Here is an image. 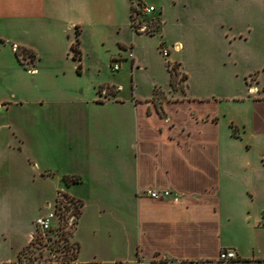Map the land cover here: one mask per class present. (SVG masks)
I'll return each mask as SVG.
<instances>
[{
    "label": "crops",
    "instance_id": "1",
    "mask_svg": "<svg viewBox=\"0 0 264 264\" xmlns=\"http://www.w3.org/2000/svg\"><path fill=\"white\" fill-rule=\"evenodd\" d=\"M179 4L191 6L194 19L218 18V51L248 42L254 32L238 27L243 0L173 3ZM155 9L157 18H143L150 32L135 33L132 0H0V264H24L21 253L35 238L41 209L22 205L21 185L40 187L41 180L54 189V203L45 199L44 208L59 192L82 207L71 238L77 258L57 264H264V70L252 71L260 87L247 108L234 106L245 105L244 98L194 91L186 59L192 35H185L181 16L167 29L164 11ZM152 39L164 79L150 69ZM104 46L106 59L99 55ZM162 46L170 48L168 58ZM168 63L186 76L182 89L173 86ZM144 74L153 76L149 92L141 89ZM40 82L48 89L41 102L46 165L29 156L25 179L11 100L24 87L36 92ZM96 172L108 179V187L94 184L109 200H98L90 224L87 199L72 189ZM65 177L80 182L68 185ZM149 190H170L172 197L154 201ZM221 250L236 259L220 261Z\"/></svg>",
    "mask_w": 264,
    "mask_h": 264
},
{
    "label": "rangeland",
    "instance_id": "2",
    "mask_svg": "<svg viewBox=\"0 0 264 264\" xmlns=\"http://www.w3.org/2000/svg\"><path fill=\"white\" fill-rule=\"evenodd\" d=\"M142 1L145 5L152 4L158 9L162 8L165 20L168 24L167 29L176 26V17H182L180 23H182L183 29L185 28V35H192V44L186 52V59L190 62V65H192V89L194 91L224 93L232 97H238L239 100H241L240 98H244L246 101L245 105L237 103L234 106H245V108H247L250 104L247 98H252L255 93V90L252 89L264 85V76L260 85H258L259 80L256 74L252 72L260 70L263 74L262 70H264V0H243L241 9L244 11V18L239 21L238 27L244 29L247 26H251L254 32L250 36L248 42H236L232 46H229L233 48L229 52L223 49L218 51V47L216 48V45H214L216 43V29H218L215 26V22L218 18L212 22L210 19H194V17H192L193 12L190 13L191 6L188 10L184 9L181 4L173 5L175 0ZM134 2H137V0H134ZM157 15H159V12L146 17L150 19L157 18ZM180 37L185 39L184 33H181ZM114 38H116V36H114ZM148 42L152 45L147 55L150 62V69H152V75L160 76L164 79L165 71L161 63V56L157 50L158 41L152 39ZM108 47L109 46L101 47L99 52L101 58H108L109 54L106 53ZM115 49L120 51L117 46H115ZM92 57L96 58L97 56L93 54ZM111 75L117 76L118 74L111 73ZM76 77H78L77 74ZM151 79L146 74L143 75V86L141 89L144 92H149L152 86ZM172 80H174L173 86L176 89H182L186 81V76L183 74L180 75L177 69H175L174 74L172 72ZM125 82L126 88L129 90V81ZM84 85H88L86 80ZM16 94V98L11 100L13 103L11 105V118L16 128H20L22 134L23 144L21 145L22 152L19 165L22 170V177L26 179L30 177L31 174L28 163L25 162L29 160V156L39 162L42 167L46 165L44 134L46 108L41 102L48 99V89L44 83L40 82L38 83L36 92L31 89L29 92L28 88L24 87L16 91ZM104 120L106 119L104 118ZM105 134L107 135L108 131H105ZM105 138H107V136ZM245 138H247V136H245ZM100 175L99 172L91 173L84 185L72 189L73 193L76 195H83L87 199L90 206V215L87 217V220L90 224L94 222V217L92 215L95 214V205L98 200L100 198L103 199V197L107 201L109 200L108 195H99L98 189L94 184L100 182L103 187H108L107 178H96V176L98 177ZM37 184H40L42 187L34 186L33 184H29L30 186L28 184L21 185V202L25 208H29L31 211L35 209L39 210L40 208V216L44 217L54 208L52 205L51 209L47 210L41 206L42 201L45 199L54 203L53 182L41 180ZM106 221L107 220L104 219L101 222L103 224ZM61 258L63 259V257Z\"/></svg>",
    "mask_w": 264,
    "mask_h": 264
},
{
    "label": "built area",
    "instance_id": "3",
    "mask_svg": "<svg viewBox=\"0 0 264 264\" xmlns=\"http://www.w3.org/2000/svg\"><path fill=\"white\" fill-rule=\"evenodd\" d=\"M156 11L154 6H148L140 2H136V12L132 13L131 26L135 33H149L150 25L143 21L145 16L151 15ZM180 49L181 47H177ZM170 48L166 46L161 47V54L164 58H168L170 55ZM132 57V55H130ZM171 71L175 69V65L168 63ZM114 71H118L120 66L116 64L114 66ZM120 89V88H117ZM110 89L104 88L102 93L106 95ZM257 91L256 89H254ZM146 196L154 201L168 200L172 197L170 190H149L146 192ZM50 210V207H46ZM80 202L66 197L65 194L59 192L54 205L53 210H51L48 215L44 217H39L35 221V237H52V234H61L63 232H68L72 227L78 222L81 213ZM55 220L57 225L52 227V221ZM48 251V250H46ZM236 259L235 252L221 250L219 255V260L223 262L233 261ZM63 262V261H60ZM59 262V263H60Z\"/></svg>",
    "mask_w": 264,
    "mask_h": 264
},
{
    "label": "trees",
    "instance_id": "4",
    "mask_svg": "<svg viewBox=\"0 0 264 264\" xmlns=\"http://www.w3.org/2000/svg\"><path fill=\"white\" fill-rule=\"evenodd\" d=\"M134 12H136V2L132 0V13ZM78 45L79 41L77 40L72 48L74 58L79 54L77 49ZM17 56L19 58L21 55L17 53ZM34 58L35 56L30 54V59ZM64 181L68 185L78 184L80 178L65 177ZM77 223L70 231L63 232L60 235L54 233L52 237H35L21 253V262L24 264H57L60 261H74L77 258L79 247L77 244L72 243L71 238L73 237ZM61 257H63V259Z\"/></svg>",
    "mask_w": 264,
    "mask_h": 264
}]
</instances>
